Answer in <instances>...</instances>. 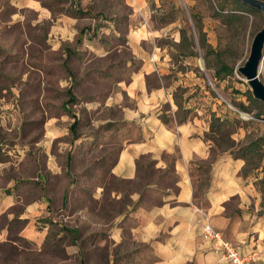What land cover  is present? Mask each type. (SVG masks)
<instances>
[{"label": "rangeland", "instance_id": "1", "mask_svg": "<svg viewBox=\"0 0 264 264\" xmlns=\"http://www.w3.org/2000/svg\"><path fill=\"white\" fill-rule=\"evenodd\" d=\"M133 1L142 3L147 18L133 11ZM226 4L0 0V162L2 184L12 179L7 188L15 197L0 217L5 232L0 264L151 263L148 246L126 235V207L129 194L160 173L148 160L140 163L137 182L120 180L112 171L133 134L124 113L134 101L124 88L152 63L163 73L148 76V87L168 90L170 104L179 106V120L186 119L187 107V114H201L212 157L257 144L253 164L242 160L241 175L258 193L252 213L264 217V103L248 94L237 72L264 20L257 10L232 11L231 6L219 14L217 7ZM191 14L201 21L207 50L199 45ZM144 20L148 31L139 30ZM182 29L188 40L180 43ZM259 78L264 84V59ZM170 107L160 106L163 119ZM212 113L223 121L220 131L209 129ZM163 177L173 186L172 175ZM145 198L161 203L155 195ZM229 206L235 210L237 201Z\"/></svg>", "mask_w": 264, "mask_h": 264}, {"label": "crops", "instance_id": "2", "mask_svg": "<svg viewBox=\"0 0 264 264\" xmlns=\"http://www.w3.org/2000/svg\"><path fill=\"white\" fill-rule=\"evenodd\" d=\"M131 4L134 12L147 18L142 3ZM143 22L139 30L148 31L149 22ZM153 57L161 60L159 53ZM154 73L160 77L163 72L152 63L134 74L124 88L134 101V107L124 113L133 134L120 151L112 174L126 182H137L143 173L139 166L143 160L160 173L144 189L129 194L126 235L148 246L150 264H230L211 243L201 239L202 226L208 223L243 255L251 254L255 264L264 263V217L252 213L258 193L250 179L241 175L244 162L228 152L212 157L211 142L205 139L206 120L199 117L201 114H191L179 121L178 108L170 104L168 90L163 85L148 87L147 77ZM165 103L171 107L164 120L160 106ZM3 165L0 162V217L15 202L13 189L7 188L13 180L8 179L5 187L2 184ZM205 169L208 175L202 185ZM162 175H172L173 186L166 184ZM148 194L159 197L161 203L146 201ZM232 201H237L235 210L229 206ZM4 238L1 228L0 243Z\"/></svg>", "mask_w": 264, "mask_h": 264}, {"label": "water", "instance_id": "3", "mask_svg": "<svg viewBox=\"0 0 264 264\" xmlns=\"http://www.w3.org/2000/svg\"><path fill=\"white\" fill-rule=\"evenodd\" d=\"M241 4L259 11L264 20V1L261 0H237ZM264 25L254 35L248 58L243 66L237 69V72L244 78L249 86L253 99L264 103V84L259 78V71L264 59Z\"/></svg>", "mask_w": 264, "mask_h": 264}, {"label": "trees", "instance_id": "4", "mask_svg": "<svg viewBox=\"0 0 264 264\" xmlns=\"http://www.w3.org/2000/svg\"><path fill=\"white\" fill-rule=\"evenodd\" d=\"M261 1H264V0H261ZM226 5L227 6H223V5H220L217 7V11H219V14H223V12L226 11V7H232L234 9H232V11H240V12H244L245 10H249V11H253L255 9H252L250 7H247L243 4H241L240 2H238L237 0H226ZM228 11V10H227ZM191 20H192V23L194 24V27L196 28V30L198 31V33L200 34V39H199V45L200 47L203 49V50H207L209 48V46L206 44V40H205V36L203 35L202 33V29H201V21L199 19V17L195 14H191ZM165 23H168V22H162V24H165ZM180 38H181V42L182 43L183 41H187L188 38H187V33L185 30H180ZM225 70L227 73H232L231 70H228V69H223ZM219 77V73H217V71H215V78ZM250 92H248L249 94ZM252 96V95H251ZM255 100V99H254ZM250 101H252L251 97H250ZM254 102V101H252ZM175 105L179 108V106L177 105V103L175 102ZM240 109L242 112H247L246 110V107L244 106H240ZM185 114H186V117L187 113H189V109H185ZM165 120V118H164ZM185 119H181L179 121H184ZM222 122L220 120L219 117H217L214 113H212L210 115V119H209V129L210 130H217V131H220L221 130V125H222ZM77 125V122L76 124H73L74 127H76ZM264 142V138L261 140ZM254 145H257L256 143H252V144H249L247 146H244L242 148H240L239 150H237L235 152V154L233 155L232 154V157L234 159H239V160H243L245 161V165H247L248 163H250L251 165L253 164V159H254V153L256 152L255 151V146ZM248 160H250L248 162ZM264 171V170H263ZM173 180H174V177H173ZM260 185H262V188L260 189L261 191H264V178L260 180ZM177 191V189L175 190V192ZM73 234H75V231H72Z\"/></svg>", "mask_w": 264, "mask_h": 264}, {"label": "built area", "instance_id": "5", "mask_svg": "<svg viewBox=\"0 0 264 264\" xmlns=\"http://www.w3.org/2000/svg\"><path fill=\"white\" fill-rule=\"evenodd\" d=\"M200 237L203 241L211 243L214 250L220 254L221 259L230 264H252L251 258L243 255L240 249L231 241L215 230L210 224L202 226Z\"/></svg>", "mask_w": 264, "mask_h": 264}]
</instances>
